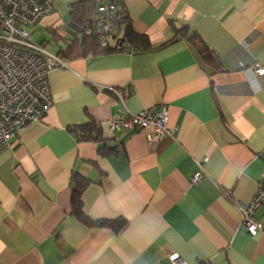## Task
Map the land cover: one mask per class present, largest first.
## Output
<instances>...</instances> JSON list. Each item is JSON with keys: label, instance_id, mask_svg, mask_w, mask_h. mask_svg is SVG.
Returning a JSON list of instances; mask_svg holds the SVG:
<instances>
[{"label": "crops", "instance_id": "obj_1", "mask_svg": "<svg viewBox=\"0 0 264 264\" xmlns=\"http://www.w3.org/2000/svg\"><path fill=\"white\" fill-rule=\"evenodd\" d=\"M74 1L37 23L49 37L65 34ZM120 2L136 50L65 59L42 118L0 146V264H264V231L251 235L241 213L264 174V75L251 65L264 66V0ZM181 26L222 71L176 37ZM154 109L174 129L156 142L149 129L108 130L116 114ZM91 122L98 140L77 139L71 129ZM73 172L88 179L83 212L122 218L120 230L72 214ZM254 217L264 223V203Z\"/></svg>", "mask_w": 264, "mask_h": 264}, {"label": "built area", "instance_id": "obj_2", "mask_svg": "<svg viewBox=\"0 0 264 264\" xmlns=\"http://www.w3.org/2000/svg\"><path fill=\"white\" fill-rule=\"evenodd\" d=\"M56 0H0V146L16 137L28 124L39 121L52 104L48 74L66 66V61L31 39L29 28L42 17L55 11ZM117 5L99 3L83 27L86 34L99 38L102 46L114 50H131L123 28L117 25ZM257 75H264V66L253 62ZM165 109L143 110L138 113L116 114L107 121L110 132L149 129L148 140L156 142L174 129L167 126ZM202 178L197 171L196 183ZM264 203V174L251 201L242 209V224L251 235L264 231V223L254 217ZM171 264H187L177 254L170 255ZM209 264V263H206Z\"/></svg>", "mask_w": 264, "mask_h": 264}, {"label": "trees", "instance_id": "obj_3", "mask_svg": "<svg viewBox=\"0 0 264 264\" xmlns=\"http://www.w3.org/2000/svg\"><path fill=\"white\" fill-rule=\"evenodd\" d=\"M105 0H75L70 8L69 22L65 27V34L59 35L57 30H51L49 40H42L41 45L45 43H55V53L63 59H75L79 57L98 56L102 53L113 52V48L102 46L99 38L92 34H86L83 27L88 24L90 16L96 10L99 3ZM117 5V25L123 28L127 39L133 45L134 32L131 29L128 13L120 0H107ZM176 37H182L188 40L196 49L201 63L208 67L212 72L223 70V65L218 56L210 49L201 36L195 31H189L187 26H181L176 29ZM62 42L59 44L58 41ZM45 47V46H44ZM71 129V128H70ZM79 140H98L99 128L96 123L91 122L84 125L75 126L71 129ZM88 179L79 176L73 172L71 175V206L72 214L83 224L89 227H110L114 231L120 230L125 224V220L118 219H90L82 210L81 194Z\"/></svg>", "mask_w": 264, "mask_h": 264}, {"label": "rangeland", "instance_id": "obj_4", "mask_svg": "<svg viewBox=\"0 0 264 264\" xmlns=\"http://www.w3.org/2000/svg\"><path fill=\"white\" fill-rule=\"evenodd\" d=\"M59 15L62 17V18H67L68 16V11H67V8L64 7V9H61L59 10ZM64 27L65 26H61L59 27V32H62L64 30ZM29 31H30V35H31V39L36 42V43H40L42 40L44 39H47L49 36H48V33L45 29V26L41 25V24H36L34 25L32 28H29ZM59 44H62L61 40L58 41ZM45 47L49 50V51H54L56 50V46H55V43H47L45 45Z\"/></svg>", "mask_w": 264, "mask_h": 264}]
</instances>
